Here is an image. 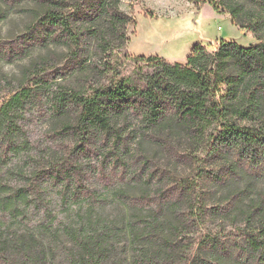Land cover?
I'll return each instance as SVG.
<instances>
[{"label":"trees","instance_id":"16d2710c","mask_svg":"<svg viewBox=\"0 0 264 264\" xmlns=\"http://www.w3.org/2000/svg\"><path fill=\"white\" fill-rule=\"evenodd\" d=\"M0 1V25L32 7L22 34L0 36V65L38 55L0 106V165L25 148L28 112L54 126L45 158L30 175L17 173L21 187L0 166V264H50L34 230L13 231L36 203L47 213L46 184L88 204L67 229L69 264L108 262L117 226L100 230L97 211L111 203L128 215L134 264H264V0H189L229 15L257 44L196 43L185 63L128 55L134 19L122 0ZM91 158L95 166L83 164ZM210 214L234 222L233 245L210 230L189 248L197 217Z\"/></svg>","mask_w":264,"mask_h":264},{"label":"rangeland","instance_id":"374dc122","mask_svg":"<svg viewBox=\"0 0 264 264\" xmlns=\"http://www.w3.org/2000/svg\"><path fill=\"white\" fill-rule=\"evenodd\" d=\"M122 3L123 9L129 12L134 19V23L127 27V36L130 41L125 52L130 56H159L171 63H185L191 48L196 43H202L210 49H214L222 40L234 41L245 47L257 44L252 34L240 30L232 24L229 15L218 14L209 5L197 10L189 0H122ZM29 8L32 7L24 5L17 8L0 25V36L3 39L17 37L25 31L31 21L27 14ZM37 56L34 54L33 57L13 65L1 63L0 106L17 91L22 77L21 72L33 61L32 58ZM134 67L132 62L127 61L124 73H131ZM75 79L77 78H70L65 84L73 86L76 83ZM23 122L25 135L20 137L18 142L26 143L25 148L20 147L19 150L10 153L9 160L3 161L0 165L5 173V180L11 183L14 188L24 184L19 183L17 173L24 170L26 174L30 175L35 170L37 162L45 158L46 151L51 148V143L47 140L46 135L54 127L49 119H38L35 111L28 112ZM22 138L24 143H22ZM154 149V147L151 148V151ZM83 164L95 166L97 160L91 158L83 161ZM257 188L263 190L264 182L260 186L257 185ZM64 192L65 190H62L61 186L46 184L43 203L46 205L48 203L47 213H44V204L41 208L39 203H36L34 207L28 209L24 223L21 222L24 227L18 225L13 230L18 235H23L30 229L34 230L38 240L46 245L50 255V264H69L70 250H74V248L67 229L71 226L74 228L78 226L81 222L78 215H84L88 207V204L75 201L69 195L65 200ZM131 192L137 194L139 190L131 189ZM223 194L225 191L220 195ZM207 210L208 212L213 210L212 206H209ZM97 212L100 230L112 229L117 226V230L107 241L112 251L106 264H134V251L129 244L124 227L125 220L128 218L124 208L111 203ZM197 218L201 224L200 229L188 234L185 238L189 248L193 247L194 243L210 230L222 231V236L229 238V245H233L232 240L238 235V231L232 220L226 222L211 214L205 221H202L200 216ZM191 231L193 228L187 232Z\"/></svg>","mask_w":264,"mask_h":264}]
</instances>
